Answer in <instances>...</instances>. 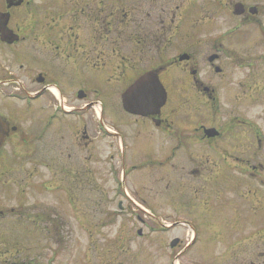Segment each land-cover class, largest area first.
<instances>
[{
	"label": "flooded vegetation",
	"instance_id": "1",
	"mask_svg": "<svg viewBox=\"0 0 264 264\" xmlns=\"http://www.w3.org/2000/svg\"><path fill=\"white\" fill-rule=\"evenodd\" d=\"M214 1L219 17L216 11L200 14V0H0L6 22L0 25V185L17 182L7 176L17 161L29 162L25 178L34 180L44 158L49 183L28 187L52 191L53 176H71V187L81 183L85 196L109 162H121L106 171L125 183L160 157L197 162L208 155L242 161L241 173L264 186L262 135L252 138L258 152L250 154L243 131L248 108H264V68L249 71L258 65L248 57L254 32L264 67V0ZM237 5L241 16L235 15ZM235 37L240 51L233 50ZM233 65L247 72L235 79ZM154 78L156 94L163 87L167 100L153 114L148 102ZM255 87L256 100L249 102ZM129 91L135 111L144 113L125 108ZM45 107L48 116L37 122ZM47 135L51 142L42 154ZM202 145L209 154L200 152ZM253 155L263 162L250 167ZM188 174L197 175L193 169ZM127 190L119 199L122 212L131 204L139 210L151 205L145 195L136 203ZM5 208L0 204V225ZM136 219L147 223L146 217Z\"/></svg>",
	"mask_w": 264,
	"mask_h": 264
},
{
	"label": "rangeland",
	"instance_id": "2",
	"mask_svg": "<svg viewBox=\"0 0 264 264\" xmlns=\"http://www.w3.org/2000/svg\"><path fill=\"white\" fill-rule=\"evenodd\" d=\"M216 3L200 0V14L216 11L219 17L221 8ZM236 23L233 18V26ZM236 38L233 50L240 51ZM249 40L248 57L254 67L258 65L249 71L261 73L264 67L257 61L262 51L257 33L252 32ZM232 71L235 79L247 72L234 65ZM255 90L249 92V102L256 100L252 98ZM257 106L248 108L249 123L243 130L248 133L250 154L258 152L256 142L252 143L257 131L264 141V108L253 109ZM47 116L46 107L39 108L37 122ZM220 119L225 120L223 114ZM47 137L42 154L49 149ZM209 149L202 145L200 152L209 154ZM166 158L143 169V177L144 172L141 176L131 172L125 183L121 175L118 178L106 171L118 168L121 162H109L103 174L92 179L85 196H81V183L71 187V176H53L52 191L28 187V183H49V169L42 166L49 161H39L40 174L35 173L37 177L30 182L25 178L29 162L17 161L19 167L14 164L7 173L17 182L3 186L2 180L0 185V204L7 207L0 225L4 234L0 264H264V186L256 177L241 173L243 162L208 155L195 158L197 162L184 156L165 163ZM250 162L251 167L263 161L253 155ZM190 169L197 175L188 174ZM23 177L25 189L20 193ZM124 188L136 203L140 195L147 196L151 205L143 208L148 212L134 204L122 212L118 205L119 199L124 200ZM139 215L147 218L146 224L136 219ZM175 238L184 244L172 250L170 243Z\"/></svg>",
	"mask_w": 264,
	"mask_h": 264
},
{
	"label": "water",
	"instance_id": "3",
	"mask_svg": "<svg viewBox=\"0 0 264 264\" xmlns=\"http://www.w3.org/2000/svg\"><path fill=\"white\" fill-rule=\"evenodd\" d=\"M242 14H243V8H242V6H241V5H237V6L235 7V15L240 16V15H242ZM1 21H2V22H1ZM2 24L5 25L6 22H5V21L3 22L2 17H1V15H0V25H2ZM157 84H158V80L154 78V79L152 80V85H153V87H152V91H153V92H152V95L150 96V98H152V101H151V103L148 102V104H149V105H152V107H153V109H154V111H153L152 113H156L155 110L159 111V109H160V108L165 104V102H166V92L164 91L163 87H161V89H162V94H161V95H157V94H156L155 88H156ZM131 99H132V95H130V91H129V92L124 96V103H125V107H126V109H128V110L131 111V112L144 113V112H139V110H137L138 112L135 111V105L132 103ZM207 132L209 133V132H211V130H209V131H207ZM177 244H178V241L176 240V241H174V242L172 243L171 247H172V248H175Z\"/></svg>",
	"mask_w": 264,
	"mask_h": 264
}]
</instances>
